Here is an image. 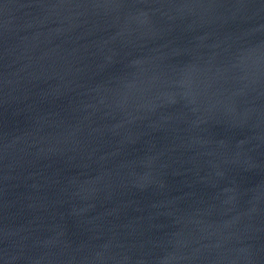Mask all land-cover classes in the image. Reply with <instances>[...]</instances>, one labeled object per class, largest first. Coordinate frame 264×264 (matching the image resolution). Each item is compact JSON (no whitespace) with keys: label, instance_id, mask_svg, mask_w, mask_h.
Returning a JSON list of instances; mask_svg holds the SVG:
<instances>
[{"label":"water","instance_id":"1","mask_svg":"<svg viewBox=\"0 0 264 264\" xmlns=\"http://www.w3.org/2000/svg\"><path fill=\"white\" fill-rule=\"evenodd\" d=\"M0 264H264V0H0Z\"/></svg>","mask_w":264,"mask_h":264}]
</instances>
